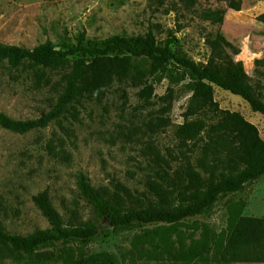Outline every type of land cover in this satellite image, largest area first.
I'll list each match as a JSON object with an SVG mask.
<instances>
[{"label": "rangeland", "instance_id": "1", "mask_svg": "<svg viewBox=\"0 0 264 264\" xmlns=\"http://www.w3.org/2000/svg\"><path fill=\"white\" fill-rule=\"evenodd\" d=\"M238 1L240 11L229 7L230 0H196L191 8L180 0H0V45L32 50L51 42L60 50L77 45L82 34L86 41H102L152 32L160 44L169 41L174 50L205 64L211 54L207 41L220 32L239 51L234 59L243 62L264 102V24L258 21L264 0ZM216 11L225 12L222 24L205 19L206 13ZM63 75L28 67L2 69L0 114L28 121L49 113L62 92ZM149 82L155 89L149 101L140 98L141 88L115 83L101 102L82 101L60 123L45 129L19 135L0 126V215L7 233L28 236L50 228L33 201L44 191L66 225L91 220L92 208L77 187L79 173L95 188L114 189L120 183L146 202L151 198L146 184L157 180L155 171L160 169L156 153L168 159L173 170L187 163L196 166L198 148L190 144L182 149L176 138L192 97L187 82L171 86L160 77ZM170 87L175 93L173 99H166ZM214 101L221 110L242 115L264 140V117L244 100L214 87ZM239 201L246 204L245 215L263 218L264 176L243 192L219 199L180 230L188 236L193 232L190 227L199 223L221 233L227 227L229 207ZM153 228L114 230L103 221L99 236L73 245V251L108 252L124 264L122 255L131 248L132 239Z\"/></svg>", "mask_w": 264, "mask_h": 264}, {"label": "trees", "instance_id": "2", "mask_svg": "<svg viewBox=\"0 0 264 264\" xmlns=\"http://www.w3.org/2000/svg\"><path fill=\"white\" fill-rule=\"evenodd\" d=\"M180 1L187 8L196 3ZM229 7L240 11L241 1L230 0ZM224 14L208 12L205 19L222 24ZM258 21L264 24V14ZM207 43L211 54L205 64L174 50L169 41L160 44L152 32L102 41H86L82 34L77 45L60 50L51 42L32 50L0 45V71L28 67L64 74L62 92L52 111L28 121L0 114L3 129L25 135L60 123L82 101L101 102L115 83L129 82L141 88L140 98L149 101L155 92L150 78L160 77L171 86L187 82L192 97L176 138L182 149L193 144L199 153L196 166L187 163L175 170L168 159L156 153L160 169L155 171L157 180L146 184L151 196L146 202L120 183L114 189L95 188L85 174L79 173L78 190L93 211V218L85 223L66 225L49 192L40 193L33 201L50 228L28 236L12 235L5 231L0 215V261L120 264L119 258L108 252L73 251V245L98 237L101 223L106 221L114 230L154 226L132 239L131 248L122 255L124 264L264 263V217L245 215L243 201L229 207L227 227L221 233L199 223L190 227L193 232L188 236L180 230L186 221L206 214L219 199L243 192L264 176V140L259 130L239 113L221 110L214 101V87L241 98L263 117L264 102L243 62L234 59L239 54L236 47L220 32ZM174 93L170 87L166 99H173ZM201 114L207 117L198 118ZM47 248L52 250L42 251Z\"/></svg>", "mask_w": 264, "mask_h": 264}]
</instances>
